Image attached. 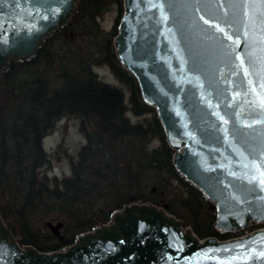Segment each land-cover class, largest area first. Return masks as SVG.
Returning <instances> with one entry per match:
<instances>
[{"label":"water","instance_id":"95a60500","mask_svg":"<svg viewBox=\"0 0 264 264\" xmlns=\"http://www.w3.org/2000/svg\"><path fill=\"white\" fill-rule=\"evenodd\" d=\"M78 2L0 0V99L10 63L34 57ZM121 7L115 58L154 110L173 168L212 205L215 231L264 224V5L122 0ZM44 225L63 239L60 221ZM17 232L0 215V264H264V227L199 239L152 203L132 202L52 252L20 245Z\"/></svg>","mask_w":264,"mask_h":264},{"label":"trees","instance_id":"16d2710c","mask_svg":"<svg viewBox=\"0 0 264 264\" xmlns=\"http://www.w3.org/2000/svg\"><path fill=\"white\" fill-rule=\"evenodd\" d=\"M121 6L122 0H79L66 26L2 75L0 215L16 224L20 245L64 249L118 209L146 201L164 203L199 239L230 237L214 230L212 205L173 168L154 110L115 58ZM112 8L117 17L107 33L99 18ZM100 66L121 87L100 80ZM64 118L79 121L85 143L69 159V177H50L42 140ZM45 220L62 223V240L35 227Z\"/></svg>","mask_w":264,"mask_h":264},{"label":"rangeland","instance_id":"374dc122","mask_svg":"<svg viewBox=\"0 0 264 264\" xmlns=\"http://www.w3.org/2000/svg\"><path fill=\"white\" fill-rule=\"evenodd\" d=\"M116 17V8L110 9L109 12L99 18V24L101 28L105 32L109 33L115 23ZM95 72L96 74H98V78H100V80H102L106 84L121 87V85L116 82L113 74L109 72V69L107 67L100 66V68H95ZM124 91L126 92L125 89ZM78 127V120L74 118H64L53 127L49 135L43 138V148L45 152H47L51 157V164L46 168L47 174H49L50 177L57 176L58 178H62L63 176L69 177L71 175L69 159H75L77 153L79 152V148L82 146V144L85 143V139L80 134ZM145 203L151 202L146 201ZM163 205L165 204L161 203L158 206L161 207ZM9 222L14 223L12 219H9ZM44 222H46V220ZM35 227L38 228L42 234L45 232H49V230L45 228L43 221H37ZM187 227L190 228V226ZM260 227H264V224H259L257 225V227H250L245 232H241L240 235L249 233L250 231L255 229H260ZM60 232L62 233V230ZM240 235L238 234V236ZM18 237L19 236L17 232V238Z\"/></svg>","mask_w":264,"mask_h":264},{"label":"flooded vegetation","instance_id":"af4514ba","mask_svg":"<svg viewBox=\"0 0 264 264\" xmlns=\"http://www.w3.org/2000/svg\"><path fill=\"white\" fill-rule=\"evenodd\" d=\"M250 227H257L256 226V224H254V223H250L249 224V226L247 227V228H245V229H243L242 231H238L237 233H228V235L230 236V237H238V234L240 235V233L241 232H245L247 229H249ZM253 231V230H252ZM243 234V233H242ZM245 234H247V233H245ZM244 235V234H243Z\"/></svg>","mask_w":264,"mask_h":264},{"label":"snow or ice","instance_id":"6c2138e0","mask_svg":"<svg viewBox=\"0 0 264 264\" xmlns=\"http://www.w3.org/2000/svg\"><path fill=\"white\" fill-rule=\"evenodd\" d=\"M260 3H261L262 5H264V0H260ZM261 15L264 16V13H261ZM202 19H203V17H202ZM205 23H209V22H208L207 20H205ZM216 27H217L218 30L223 31V29H220V28H219V25H216ZM261 103H262V105H264V101H262ZM262 122H264V121H262ZM261 176L264 177V172L261 173ZM260 183H261V184H264V179H262V180L260 181Z\"/></svg>","mask_w":264,"mask_h":264}]
</instances>
